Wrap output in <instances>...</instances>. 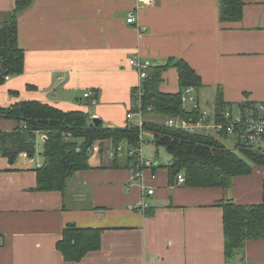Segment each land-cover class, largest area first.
Instances as JSON below:
<instances>
[{"label": "crops", "instance_id": "0c3cea01", "mask_svg": "<svg viewBox=\"0 0 264 264\" xmlns=\"http://www.w3.org/2000/svg\"><path fill=\"white\" fill-rule=\"evenodd\" d=\"M243 3L242 19L224 22L220 0H33L18 16L24 70L0 83V108L36 100L86 112L106 127L136 125L137 113L127 118L141 82L130 64L135 56L150 66L186 60L202 78L196 96L203 108L218 98L232 106L264 103V0ZM15 7L16 0H0V25ZM131 12L135 23L127 20ZM160 89L181 90L176 66L163 72ZM19 125L0 116V133ZM44 140L37 132V154L20 152L14 162L0 145V264H264V238L227 258L223 207L263 202V166L229 187L171 185V157L145 170L144 181L133 180L136 157H112V142L97 141L91 168L76 172L64 192L41 191ZM147 186L155 191L142 210ZM71 223L102 230L100 248L79 261L57 247Z\"/></svg>", "mask_w": 264, "mask_h": 264}, {"label": "trees", "instance_id": "16d2710c", "mask_svg": "<svg viewBox=\"0 0 264 264\" xmlns=\"http://www.w3.org/2000/svg\"><path fill=\"white\" fill-rule=\"evenodd\" d=\"M33 0H16V7L8 19L0 25V83L7 76L24 70V51L19 46L18 16ZM243 0H220V17L224 22L239 21L243 17ZM174 65L178 68L181 90L164 93L160 89L163 72ZM147 78L142 82L143 94L138 102L137 87L133 91V111L142 110L145 119L142 128L138 125L106 127L102 121L92 122L83 111H64L40 101H22L11 107L0 108V116L16 119L20 125L12 132L0 133L1 154L14 162L20 152L30 156L37 154L36 134L45 135L38 167V190L65 191L69 179L78 171L91 168L89 149L97 141L110 140L113 148L125 142L138 148L140 135L150 136L158 147L162 146L171 155L168 165L171 185H177L180 173L185 176L184 185L195 187H229L234 177L253 172L254 165L264 167V143L252 145L237 141L228 147L213 135L191 133L168 126L164 122L146 119L150 113L164 116H187L182 96L188 87L203 86L201 76L184 59H171L165 65H151ZM254 107V101L240 103ZM217 114L232 106L221 98L216 102ZM149 139V138H148ZM80 147V149H78ZM133 159V158H132ZM159 165H155L153 171ZM164 166V165H161ZM264 190V187H263ZM224 231L227 258H233L237 249L243 248L249 239L264 238V200L260 204H237L225 201ZM102 230L82 228L68 224L63 238L57 243L66 260H81L89 251L101 246Z\"/></svg>", "mask_w": 264, "mask_h": 264}, {"label": "built area", "instance_id": "2783aa9c", "mask_svg": "<svg viewBox=\"0 0 264 264\" xmlns=\"http://www.w3.org/2000/svg\"><path fill=\"white\" fill-rule=\"evenodd\" d=\"M129 23L137 21L136 15L131 12L128 17ZM130 64L137 67L141 82L137 87L138 102L141 103V96L143 94L142 82L147 78V69L150 66L148 61H143L135 56L130 60ZM196 88L191 86L184 90L182 100L183 108L189 114L187 116H171L165 119V124L171 127L180 128L191 133H200L206 135H213L220 139V137L230 138L236 142H248L252 145L264 143V103H257L254 107H248L238 104L237 106H230L217 114L216 106L213 108H203L196 96ZM85 97L91 98V92L85 93ZM137 113L140 121L136 124L142 128L144 124L142 110L129 111L127 118L131 119ZM141 145L138 148L127 147L121 144L113 151L112 157L118 152H126L128 156L135 159L133 163V180L145 179V170L155 167V163L151 158H147L143 153V133L140 135ZM93 148L89 152H93ZM80 149V147L78 148ZM154 176V174H152ZM185 181V176L180 173L177 177V184H182ZM155 189L147 186L144 199L140 204L142 210L151 207V203L147 197L154 194ZM132 209L135 207L131 206Z\"/></svg>", "mask_w": 264, "mask_h": 264}, {"label": "rangeland", "instance_id": "374dc122", "mask_svg": "<svg viewBox=\"0 0 264 264\" xmlns=\"http://www.w3.org/2000/svg\"><path fill=\"white\" fill-rule=\"evenodd\" d=\"M147 117L146 119H148L149 121H154L158 123L165 122L164 116H160L155 113H150L147 115ZM220 139H222L224 144L230 148H232L235 144V141L230 138L221 136ZM142 147L144 155L147 158H151L155 164L157 163L165 165L167 161L171 159V155L166 151V149L162 146L158 147L153 141H151L150 136H146V142H144V145Z\"/></svg>", "mask_w": 264, "mask_h": 264}, {"label": "water", "instance_id": "95a60500", "mask_svg": "<svg viewBox=\"0 0 264 264\" xmlns=\"http://www.w3.org/2000/svg\"><path fill=\"white\" fill-rule=\"evenodd\" d=\"M93 122L97 124L99 122V119L95 117L93 118Z\"/></svg>", "mask_w": 264, "mask_h": 264}]
</instances>
